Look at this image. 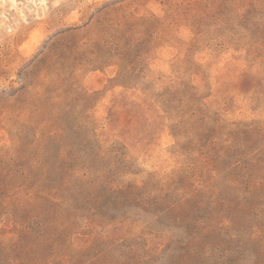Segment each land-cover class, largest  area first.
<instances>
[{"label":"rangeland","instance_id":"obj_1","mask_svg":"<svg viewBox=\"0 0 264 264\" xmlns=\"http://www.w3.org/2000/svg\"><path fill=\"white\" fill-rule=\"evenodd\" d=\"M0 264H264V0H0Z\"/></svg>","mask_w":264,"mask_h":264}]
</instances>
